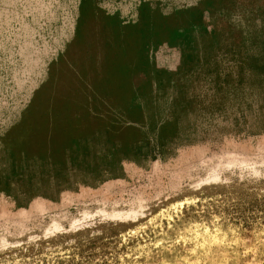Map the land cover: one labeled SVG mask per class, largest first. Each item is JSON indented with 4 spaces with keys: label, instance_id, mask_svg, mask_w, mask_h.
Returning <instances> with one entry per match:
<instances>
[{
    "label": "rangeland",
    "instance_id": "374dc122",
    "mask_svg": "<svg viewBox=\"0 0 264 264\" xmlns=\"http://www.w3.org/2000/svg\"><path fill=\"white\" fill-rule=\"evenodd\" d=\"M0 264H264V0H0Z\"/></svg>",
    "mask_w": 264,
    "mask_h": 264
},
{
    "label": "bare ground",
    "instance_id": "6f19581e",
    "mask_svg": "<svg viewBox=\"0 0 264 264\" xmlns=\"http://www.w3.org/2000/svg\"><path fill=\"white\" fill-rule=\"evenodd\" d=\"M182 241V240H181Z\"/></svg>",
    "mask_w": 264,
    "mask_h": 264
}]
</instances>
